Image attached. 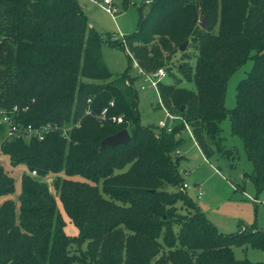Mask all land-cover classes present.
Masks as SVG:
<instances>
[{"label": "trees", "instance_id": "trees-1", "mask_svg": "<svg viewBox=\"0 0 264 264\" xmlns=\"http://www.w3.org/2000/svg\"><path fill=\"white\" fill-rule=\"evenodd\" d=\"M147 1L150 9L140 15L136 33L119 39L129 60L147 73H169L179 52L181 74L194 76L196 84V91L181 87V80L159 84L160 107L174 117L166 121L171 130L159 126V134L141 125L134 80L128 71L109 72L103 39L77 0H0V110L25 126L61 130L43 141L8 139L0 122V153L13 168L28 171L15 203L8 199L15 179L0 164V201L6 198L0 205V264H251L237 260L233 248L264 250V231L247 226L224 235L185 191L166 189L184 184L177 134L189 130L206 156L213 147L223 152L221 123L230 115L253 165L252 181L264 190V0ZM130 2L122 0V7ZM186 41L190 47L182 53ZM248 60L252 68L229 111L228 80ZM124 129L131 135L127 144L101 149L105 138ZM33 171L55 177L57 197ZM57 199L78 236L65 233Z\"/></svg>", "mask_w": 264, "mask_h": 264}, {"label": "rangeland", "instance_id": "rangeland-1", "mask_svg": "<svg viewBox=\"0 0 264 264\" xmlns=\"http://www.w3.org/2000/svg\"><path fill=\"white\" fill-rule=\"evenodd\" d=\"M77 2L87 16L90 26L103 39L102 58L109 72L113 76H119L128 71L130 77L134 80L141 125L145 128H151L156 134H159L162 130L159 127V122L167 121L166 110L160 107V97L155 89H141L144 83L139 75V69L135 65L136 62L133 60L134 58L129 60L127 47L123 46L121 41L119 42L122 37L125 38L136 33L140 15L146 16L148 14L150 9L149 1L131 0L128 7L124 9L122 0H116L114 17L99 5L102 4L101 0H77ZM140 7H142V10H139ZM109 39L118 40L119 44L114 45L110 43ZM189 47L188 45L187 49ZM189 51L192 52V49L190 48ZM178 53L175 55L173 62L168 65L170 66V72L166 73L161 82L170 85L181 80V87L196 91L194 76L191 80H187L179 70L182 61ZM168 56L165 54L166 58ZM170 59L172 60V58ZM252 63L251 60H248L228 80L225 106L229 111H232L236 106L237 85L251 70ZM190 64L194 70L193 74H195V57L190 60ZM168 124L174 127L180 125L178 121L174 122L173 120H169ZM221 128L224 151L221 152L217 147H213V152L209 156L203 154L196 141L191 138L189 130L188 132L182 131L181 134H177L176 138L182 140V144L176 150V154L180 158L178 167L180 170L188 172L181 174L183 183L190 185V188L185 193L204 214L206 219L224 235L237 234L247 226H255L264 231V206L262 205L264 202V190L258 191L252 181L251 176L254 168L247 158L243 141L232 131L230 115L222 121ZM2 139L3 136L0 135V141ZM227 150L231 151L232 154H227L225 152ZM0 164L15 179V191L8 199L18 203L22 190V175L28 171L23 166L13 168L8 158L1 153ZM47 179L51 182L48 183L50 191L57 197L58 194L52 186L55 177L52 176ZM166 189L174 193L181 191L182 186L181 188L180 186H167ZM197 190L202 191L201 196H199ZM5 199L0 201V205ZM57 206L66 223L65 233L73 238L78 236V227L65 215L62 204L58 199ZM179 210L181 214H186V208L180 206ZM173 230L177 235L178 226H174ZM72 248H75L76 255L79 257V246ZM233 252L237 260H248L251 264H264V250L242 246L234 247Z\"/></svg>", "mask_w": 264, "mask_h": 264}, {"label": "built area", "instance_id": "built-area-1", "mask_svg": "<svg viewBox=\"0 0 264 264\" xmlns=\"http://www.w3.org/2000/svg\"><path fill=\"white\" fill-rule=\"evenodd\" d=\"M102 4H99L107 13L112 15L114 17V14L116 13V8H115V2L116 0H101ZM123 39V37H122ZM124 41V39H123ZM137 68L139 69V75L142 77V82L144 83L142 85V90H147L150 88L155 89V91L158 92V86L161 83V80L164 76H166V70L164 68H161L157 70L156 72H151L147 73L143 71L141 68L138 67L137 63L135 64ZM113 105V103H111ZM14 111L17 110V108L13 109ZM108 109H104L100 119L101 120H106V114H107ZM167 117L174 119V117L170 116V114L167 113ZM111 120L113 122H120L121 118L120 117H112ZM0 122L5 125L6 127V138L12 139V138H22L26 141H30L32 139H36L39 141H43L49 136L50 134L60 130L57 126H53L51 124L43 125L40 127H34L32 125H23L21 123H18L16 120L13 119V116L8 114L7 112L0 110ZM159 126L161 128H166L167 123L165 121H160ZM188 128V127H187ZM168 130L170 131L171 129L168 127ZM61 131V130H60ZM62 136L64 138H68V130L67 129H62ZM182 173L186 174L188 173L187 171L182 170ZM32 176L35 177L36 179L39 180H44L47 183H51L49 179L45 178H40L37 171H33ZM190 188L189 184L184 183L182 185V190L186 191ZM200 189V187H199ZM199 192V196L202 195L201 190H197ZM264 206V202L262 203Z\"/></svg>", "mask_w": 264, "mask_h": 264}, {"label": "water", "instance_id": "water-1", "mask_svg": "<svg viewBox=\"0 0 264 264\" xmlns=\"http://www.w3.org/2000/svg\"><path fill=\"white\" fill-rule=\"evenodd\" d=\"M200 26L203 29H206L208 26V14L203 18L200 22ZM189 45V41H186L179 49L180 52L184 53ZM131 140V135L128 130L124 129L117 134L105 138L101 142V149L103 150L105 147H115L121 144H127Z\"/></svg>", "mask_w": 264, "mask_h": 264}, {"label": "crops", "instance_id": "crops-1", "mask_svg": "<svg viewBox=\"0 0 264 264\" xmlns=\"http://www.w3.org/2000/svg\"><path fill=\"white\" fill-rule=\"evenodd\" d=\"M196 143H197V142H196ZM197 146L199 147V145H198V144H197ZM199 148H200V147H199ZM200 150H201V149H200ZM201 151H202V150H201ZM198 183H200V182H198ZM198 183H197V184H198ZM197 186H200V185H197Z\"/></svg>", "mask_w": 264, "mask_h": 264}]
</instances>
